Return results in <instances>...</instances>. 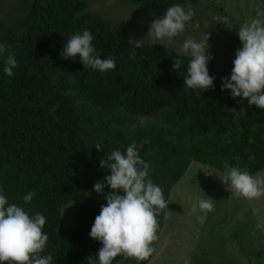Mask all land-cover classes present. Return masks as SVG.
Listing matches in <instances>:
<instances>
[{"label": "trees", "instance_id": "trees-1", "mask_svg": "<svg viewBox=\"0 0 264 264\" xmlns=\"http://www.w3.org/2000/svg\"><path fill=\"white\" fill-rule=\"evenodd\" d=\"M125 1L155 18L174 4L187 10L201 2ZM21 9L0 33L19 65L8 77L0 58V187L11 203L47 217L43 254H51L53 264H90L102 247L90 238L106 203L94 185L110 174L100 162L113 149L135 142L168 202L192 162H218L221 172L227 166L253 176L264 171V110L222 92V80L202 93L185 90L186 57L178 72L175 54L160 44L135 49L129 30L89 11L86 0H28ZM84 30L101 58L115 59L114 70L101 73L78 58H62L64 43ZM144 119L163 122L142 127ZM98 143L103 152L95 149ZM29 192L36 195L24 205ZM75 205V222L66 228L65 210ZM165 216L166 209L157 216L154 247ZM114 264L137 261L121 255Z\"/></svg>", "mask_w": 264, "mask_h": 264}, {"label": "clouds", "instance_id": "clouds-1", "mask_svg": "<svg viewBox=\"0 0 264 264\" xmlns=\"http://www.w3.org/2000/svg\"><path fill=\"white\" fill-rule=\"evenodd\" d=\"M193 17L190 8L186 10L174 4L150 24L144 39H132L129 43L135 49L144 47L148 40L152 46L160 44L175 54L173 69L178 72L186 57L184 89L202 93L213 89L216 79L208 69L209 62L214 59L209 54L210 34L203 32L199 39L188 37L182 43L177 40ZM222 23L227 24L228 19L223 18ZM237 37L241 47L235 53L230 77L222 78L221 91L227 90L231 98H241L248 106L264 110V15L244 23ZM93 40L89 30L74 33L63 45L62 58H78L85 68L101 73L114 70L115 59L101 58ZM0 58L4 60V74L12 77L19 65L14 51L5 41H0ZM95 149L103 152L99 143ZM100 167L107 168L110 174L94 185V191L103 196L106 203L101 205L100 214L91 227L90 238L102 247L96 257L90 259V264H114L116 257L121 255L143 264L156 252L153 245L159 238L157 216L161 210L168 209L169 202L163 189L151 179V164L141 157L135 142L124 150L113 149L105 155ZM258 176L247 169L231 167L223 181L232 193L254 200L264 197V179ZM106 188L111 191L105 195ZM35 195L34 192L25 194L24 205L30 204ZM214 201L205 195L192 211L212 212ZM46 223L47 217L42 213L32 214L23 205L11 203L4 188L0 187V264H53L52 255L43 254L49 240L44 231Z\"/></svg>", "mask_w": 264, "mask_h": 264}, {"label": "rangeland", "instance_id": "rangeland-1", "mask_svg": "<svg viewBox=\"0 0 264 264\" xmlns=\"http://www.w3.org/2000/svg\"><path fill=\"white\" fill-rule=\"evenodd\" d=\"M27 1L0 0V33L6 30L14 9L20 14ZM86 1L89 11L128 29L132 39H144L150 24L158 19L125 0ZM190 9L193 20L177 40L182 43L188 37L199 39L203 32L210 34L209 54L214 59L208 64L209 73L218 80L230 77L235 53L241 47L237 32L244 23L264 15V0H201ZM225 17L227 24L222 23ZM162 122L144 119L142 127ZM217 165L191 163L185 175L188 178L172 192L159 233L161 242L149 264H264V197L249 200L224 191L223 180L231 167L227 166L224 174ZM258 178L264 179V172ZM213 191L223 200L215 199ZM205 195L215 200L214 211L193 212V206ZM260 208L262 213L256 210ZM75 209L76 205L65 210L66 228L75 222Z\"/></svg>", "mask_w": 264, "mask_h": 264}, {"label": "crops", "instance_id": "crops-1", "mask_svg": "<svg viewBox=\"0 0 264 264\" xmlns=\"http://www.w3.org/2000/svg\"><path fill=\"white\" fill-rule=\"evenodd\" d=\"M219 172H221V171H219ZM263 172H264V171H262V172H260V173H263ZM222 173L225 174L226 172H222ZM260 173H258V174H260ZM226 175H227V173H226ZM255 176H257V174H256ZM214 177H216L217 179L219 178V176H217V175H214ZM186 178H188V176H185L181 182H183ZM181 182H180V183H181ZM180 183H179L176 187H178V186L180 185ZM222 185H223L222 189H223L224 191H227V193L231 192V191L229 190V185H227L226 183H223ZM176 187H175V188H176ZM175 188H174V189H175ZM174 189H173V190H174ZM172 192H173V191H172ZM213 193H214V194H213V195H214V198L217 199L219 193L216 194L215 191H213ZM171 196H172V193H171ZM240 197H241V196H240ZM260 198H261V197H260ZM260 198H257V199H260ZM217 200H218V201L223 200V196H221V197H220L219 199H217ZM217 204H218V203H216V207H217ZM228 205H229V204H228ZM256 210H259V213H262V212H263V208L256 209ZM263 213H264V212H263ZM160 242H161V240H160ZM160 242H159V243H160ZM159 243H158V244H159Z\"/></svg>", "mask_w": 264, "mask_h": 264}]
</instances>
